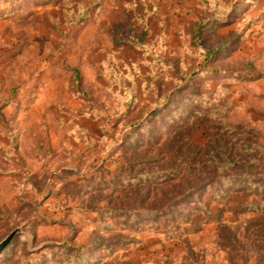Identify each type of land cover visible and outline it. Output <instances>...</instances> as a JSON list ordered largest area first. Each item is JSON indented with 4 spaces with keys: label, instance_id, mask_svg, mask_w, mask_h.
Listing matches in <instances>:
<instances>
[{
    "label": "rangeland",
    "instance_id": "374dc122",
    "mask_svg": "<svg viewBox=\"0 0 264 264\" xmlns=\"http://www.w3.org/2000/svg\"><path fill=\"white\" fill-rule=\"evenodd\" d=\"M0 264H264V0H0Z\"/></svg>",
    "mask_w": 264,
    "mask_h": 264
},
{
    "label": "water",
    "instance_id": "95a60500",
    "mask_svg": "<svg viewBox=\"0 0 264 264\" xmlns=\"http://www.w3.org/2000/svg\"><path fill=\"white\" fill-rule=\"evenodd\" d=\"M23 231L21 229H16L13 231L5 240H3L0 243V255L1 253L9 246L12 239L19 233H22Z\"/></svg>",
    "mask_w": 264,
    "mask_h": 264
},
{
    "label": "trees",
    "instance_id": "16d2710c",
    "mask_svg": "<svg viewBox=\"0 0 264 264\" xmlns=\"http://www.w3.org/2000/svg\"><path fill=\"white\" fill-rule=\"evenodd\" d=\"M17 236H19V234H17L13 239L12 241L10 242L9 246L7 248H9L11 246V244L14 242V240L17 238ZM6 248V249H7ZM87 262H89V259L88 260H85V259H74V260H71L70 261V264H88Z\"/></svg>",
    "mask_w": 264,
    "mask_h": 264
}]
</instances>
